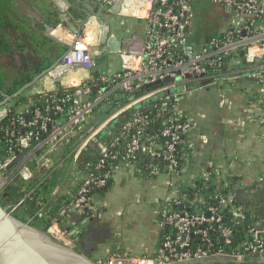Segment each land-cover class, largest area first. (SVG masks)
Returning a JSON list of instances; mask_svg holds the SVG:
<instances>
[{
  "label": "built area",
  "instance_id": "1",
  "mask_svg": "<svg viewBox=\"0 0 264 264\" xmlns=\"http://www.w3.org/2000/svg\"><path fill=\"white\" fill-rule=\"evenodd\" d=\"M196 1L100 0L101 10L113 12L112 8L116 6V14L144 21V34H130L123 45L122 39L118 40L108 32L107 37L112 42L98 40L93 49V40L88 32L71 34L65 52L42 75L75 74L74 84L62 86L70 88L71 92L61 96H56L57 89L27 93L26 103L14 108L15 115H11L3 129L8 146L7 152L0 154V203L6 209L14 213L26 201L33 199L32 189H22L21 196L14 202H1V193L13 179L17 176L22 181L32 178L30 162L36 167L54 162L52 168L55 169L71 165L86 146L95 141V136L115 120L114 129L110 131L114 136L108 144L98 142L100 156L94 169L81 178L70 209L88 214L98 211L100 204L93 203L89 191L107 184L112 173L105 168L104 161L118 156L127 159L143 153L156 159L157 163L147 166L150 174L155 178L163 177L165 183L172 187L182 177L177 175L176 145L183 134L191 139L197 127L183 106L187 92L183 90L178 94L169 89L177 85L206 89L214 85L221 87L223 82L255 78L264 91V0H207L223 8L226 28L218 36L206 37L194 44L190 26ZM92 16L96 18L98 15ZM106 53L117 54L120 59L118 69L98 68L94 57ZM79 71L87 72L86 76L78 75ZM116 90L130 93L126 101L107 116H98L86 134L77 135L83 122L94 114L101 102L111 94L120 96ZM31 95H36L40 104L29 110L28 105L33 103ZM6 106L0 113V119L12 111V107ZM167 107L171 110L159 131L158 137L163 138L160 143L145 134L153 121L151 112L148 114L147 111ZM74 136L75 140L70 141ZM118 138L124 140L121 149L116 147ZM68 143L70 149L62 150ZM21 153V157L8 167ZM169 200L163 204L159 223L162 227H170V232L152 254L124 253L94 261L97 264H183L207 258L245 259L241 253L210 251L208 231L213 229L212 222L220 221L217 207H209L207 214H190L167 209ZM217 229L223 242L228 244L232 235L230 228L218 225ZM47 232L64 245L74 246L77 230L61 228L55 218L50 219ZM248 234L244 250L264 258V224H254ZM193 236L197 238L195 244L192 243Z\"/></svg>",
  "mask_w": 264,
  "mask_h": 264
},
{
  "label": "crops",
  "instance_id": "2",
  "mask_svg": "<svg viewBox=\"0 0 264 264\" xmlns=\"http://www.w3.org/2000/svg\"><path fill=\"white\" fill-rule=\"evenodd\" d=\"M31 2L33 20L35 25L41 27V33L66 47L73 32L84 31L92 37L93 49L98 40L101 41L99 33L102 25L98 22V18L108 24L110 34L118 40H123V45L130 36L127 33L131 31L132 35L138 32L139 25L135 22V18L101 10L100 0H66L67 5L64 10L49 0ZM93 14L98 16L94 18ZM112 19L118 23L113 30L110 24ZM122 20L124 23H121ZM94 59L98 62V68H102L101 64L108 66L111 62L108 55L105 58L96 56ZM109 68L112 67L108 66L107 69ZM86 73L79 71L78 75L83 77ZM75 77L73 73L45 75L28 86V92L52 91L58 86H70ZM245 79L254 82L256 86L258 84L255 79ZM260 92L261 94L256 96L253 94L238 108L235 107L236 112H233L234 108L228 104L226 117L218 122L219 130L216 136L208 126L209 122L205 115H199L197 120L188 112L197 129L192 132L190 140L193 150L187 156V164L181 177L193 179L205 175L210 166L221 175L233 174L237 177V184L230 195L231 201L237 211L250 212L255 217L256 225L264 223V200L258 192L259 187L264 191L262 87ZM185 110L187 111L186 108ZM208 148L210 151L207 150ZM147 179L133 176L131 168L127 170L121 167L113 173L110 190L99 200L100 206L95 214L81 212L75 208L66 211L65 225H71L70 228L77 230L74 247L80 254L90 260H96L124 253L150 255L156 250L163 228L159 223L160 211L163 204L174 196V191L165 183L164 178H153V181ZM148 185L152 194L146 191ZM148 196L150 200H147ZM133 201L142 206L134 207ZM59 203L62 202L58 200L57 195L51 193L48 196L47 205L51 209ZM131 210L134 212L132 213Z\"/></svg>",
  "mask_w": 264,
  "mask_h": 264
},
{
  "label": "trees",
  "instance_id": "3",
  "mask_svg": "<svg viewBox=\"0 0 264 264\" xmlns=\"http://www.w3.org/2000/svg\"><path fill=\"white\" fill-rule=\"evenodd\" d=\"M31 1L0 0V102L10 97L5 104H13L10 106L12 107L11 113L0 119V154L6 153L8 146L7 139L3 135V129L7 126L11 115H15L14 108L19 107L22 103H26L29 95L21 96V93L16 94L17 91L30 83L35 76L49 68L67 49L65 45L53 41L41 33V27L39 28L35 25L33 20L34 12ZM193 43L197 44L194 40ZM27 52L31 53L32 58L28 60L23 58L26 64L20 62V57L24 56V53ZM19 55L21 56L19 57ZM70 92V88L66 89L58 86L55 94L56 96H61L67 95ZM116 92L120 96L117 97L111 94L107 100L101 102L95 109L94 114L83 122L77 135L86 134V131L92 127L98 116H107L113 109L123 104L126 101L125 98L130 94L119 90H116ZM48 93L52 94L53 92ZM14 94L16 95L14 96ZM30 97L33 103L28 105L29 110L33 109L35 105L40 104L39 101H36V95H31ZM170 110L167 107L164 109L154 108L147 111V113L151 112V114H148H150L153 120L152 124L145 131L147 136L156 138L160 143L163 142V138L158 137V135L160 129L169 118ZM187 112L189 111L187 110ZM116 121L110 122L105 131L95 136V141L89 143L80 153V157L72 162L71 165L65 164L64 167L50 172L54 162L53 164L48 162L42 167H36V164L30 162L29 167L33 172L32 178L28 181L20 179L15 181L13 179L1 193V202L3 204L4 201L12 203L21 196L22 189H25V191L32 189L33 199L26 201L13 214L17 218L27 221L29 224L43 231H47L51 218H55L61 228H70L71 225H65L67 223L65 213L70 209V203L79 187L81 178L95 167L100 156L97 149L98 142L108 144L109 140L114 136L110 131L114 129L113 125ZM74 138L75 136L70 141L75 140ZM69 144H65L62 150L70 149ZM123 146L124 140L118 138L116 147L121 149ZM192 150L193 146H191L190 138L186 134H183L176 145L175 151L179 163L177 175H182V171L186 165L185 161ZM57 154H61V152H57ZM52 158L56 157L53 156ZM154 162L157 163L156 159L151 158L149 155L137 153L134 158L124 159L122 156H118L115 159H106L104 165L105 168L111 170V175L122 167L127 170L131 168V174L134 176L153 179L156 176L150 174L147 166ZM159 163L164 166L163 162L159 161ZM58 170H60L58 179L51 180L48 174H54ZM236 179L237 177L233 174L226 173L221 175L210 166L206 170L205 175L193 179H178L171 187L174 191V196L168 201L166 207L169 210L188 212L190 214H207L209 207H217V215L220 216V221L212 222L211 226L213 229L208 231V237L211 241L210 251H221L225 254L241 253L245 259L253 260L254 262L257 256L250 255L248 251L244 250V247L249 238L248 230L255 224V217L250 212H239L235 209L230 195L235 190ZM111 181L112 176L108 179L105 186L93 188L89 191L93 203L100 204L99 200L110 189ZM51 193L54 196L57 195L58 200L62 202L53 209L47 205L48 196ZM62 211H65V213H62ZM218 225L230 228L232 235L228 244L223 242L220 231L217 229ZM169 232L170 227L165 226L162 228L159 243ZM76 239L77 236H75ZM196 239V236H193V244L196 243ZM202 246L204 247L205 245L203 244Z\"/></svg>",
  "mask_w": 264,
  "mask_h": 264
},
{
  "label": "rangeland",
  "instance_id": "4",
  "mask_svg": "<svg viewBox=\"0 0 264 264\" xmlns=\"http://www.w3.org/2000/svg\"><path fill=\"white\" fill-rule=\"evenodd\" d=\"M36 1V0H33ZM52 1L57 7H59L61 10H64L66 8V0H49ZM193 12V18L191 21L190 26V37L195 42H202L206 37H215L219 35L225 28H226V16L224 14L223 8L218 5L214 4L207 0H198L194 2L192 7ZM135 22L139 25L138 33L144 34V21L135 20ZM111 29L113 30L117 26L116 20H111ZM115 26V27H114ZM111 32L109 28V33ZM127 34H131V31ZM112 42V40L107 37L104 42ZM109 56L110 58V64L108 66H111L112 68H109L110 70H115L114 68L120 67V59L116 58L117 54L112 53H106V55H102V58H105L106 56ZM21 55H19L20 57ZM32 58L31 53H24V56H21L19 61L26 64L25 59ZM119 65V66H118ZM103 69H107L108 66L105 64H101ZM264 72V71H263ZM233 76V74H232ZM223 85V86H222ZM222 87L219 86H211L208 90L204 89H192L190 85L182 86L177 85L175 87H171L169 89L170 92L176 91L178 94H181L180 92H187L185 95L186 101L183 103V106L192 114L193 117H195L197 120H199V115H205L206 119L208 120V126L212 128L213 134L216 136L218 134L219 125L218 122H221L223 118L226 116V108H228V104H230L231 107H233V112H236V108H238L241 104L248 101L249 98H251L254 94V96L261 94L260 88L261 86L259 84H256L254 82H249L247 79H239L234 80L232 82H223ZM29 91V88H25L21 92V96H26ZM10 103V102H9ZM13 104H9V106H12ZM221 105V106H219ZM6 105L1 104L0 105V113L6 109ZM236 107V108H235ZM234 115H237V113H234ZM101 118L103 117L100 116ZM203 130V129H202ZM60 150V148H59ZM210 151V149H207ZM213 150V149H211ZM214 151V150H213ZM185 164H187V160L185 161ZM55 168L53 167L51 171H53ZM59 171L55 172L54 174L49 173L48 175L51 177V180L58 179ZM134 176V175H133ZM138 177V176H135ZM163 178V177H161ZM158 177V179H161ZM150 181H153L154 179H147ZM159 180H156V182ZM110 190V189H109ZM108 190V192H109ZM147 193L152 194L149 185L146 188ZM259 195L261 199L264 200V191L261 187L258 188ZM147 200H150L149 196L147 197ZM134 207L142 206L140 203L132 202ZM144 205V204H143ZM132 209V208H131ZM136 209V208H135ZM134 209V210H135ZM133 210V209H132ZM131 212L133 213L134 211ZM132 228V226H131ZM133 229V228H132ZM132 232V230H131ZM264 264V258H255V261L253 260H247V259H226V258H207V259H200V260H194L190 262H186L183 264Z\"/></svg>",
  "mask_w": 264,
  "mask_h": 264
},
{
  "label": "water",
  "instance_id": "5",
  "mask_svg": "<svg viewBox=\"0 0 264 264\" xmlns=\"http://www.w3.org/2000/svg\"><path fill=\"white\" fill-rule=\"evenodd\" d=\"M112 10L116 13L117 7L114 6ZM98 22L102 25L101 42H104L109 32V26L101 18H98ZM121 23H124V20ZM44 72L42 71L35 76L30 83L20 88L16 94L32 85ZM9 99L10 97L5 98L0 102V105L6 103ZM22 153L14 158L8 167L12 166L21 157ZM18 179L19 176L15 178V181ZM0 264L97 263L84 257L74 246L68 247L56 240L47 231L17 218L0 203Z\"/></svg>",
  "mask_w": 264,
  "mask_h": 264
},
{
  "label": "bare ground",
  "instance_id": "6",
  "mask_svg": "<svg viewBox=\"0 0 264 264\" xmlns=\"http://www.w3.org/2000/svg\"><path fill=\"white\" fill-rule=\"evenodd\" d=\"M89 31H91V30H89Z\"/></svg>",
  "mask_w": 264,
  "mask_h": 264
}]
</instances>
